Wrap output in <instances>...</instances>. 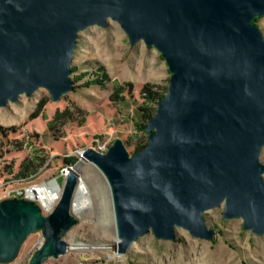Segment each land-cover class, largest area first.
<instances>
[{
  "label": "water",
  "instance_id": "obj_1",
  "mask_svg": "<svg viewBox=\"0 0 264 264\" xmlns=\"http://www.w3.org/2000/svg\"><path fill=\"white\" fill-rule=\"evenodd\" d=\"M264 0H0V108L45 89L53 103L72 92L81 32L116 22L131 46L155 48L171 73L165 97L143 127L148 145L130 155L116 140L106 152L83 151L108 183L117 252L139 238L175 241L178 229L213 241L204 214L223 207L264 237ZM53 181H56L55 179ZM79 175L67 169L49 215L33 200L0 202V264L41 231L29 264L58 259Z\"/></svg>",
  "mask_w": 264,
  "mask_h": 264
},
{
  "label": "rangeland",
  "instance_id": "obj_2",
  "mask_svg": "<svg viewBox=\"0 0 264 264\" xmlns=\"http://www.w3.org/2000/svg\"><path fill=\"white\" fill-rule=\"evenodd\" d=\"M256 23L264 34V17ZM72 66L78 68L72 74V80L81 74L94 75L98 70H103L109 81L105 87H83L92 78L88 75L58 103H53L49 93L40 89L31 98L22 96L19 102L0 108V128L15 127L19 132L10 137H5L0 132V202L13 198L30 199L41 206L43 215H49L60 200L49 208L29 196L27 190L54 179L64 189L68 168L76 170L88 189L87 208L77 214L72 211L78 224L63 238L69 245L68 252L58 259L50 258L43 264H264V237L246 231L241 219L224 220L223 207L204 214L208 227L216 232L213 241L195 239L187 231L178 229L175 241L158 240L153 233H149L139 238L125 254H118L108 183L100 171L85 159L83 151L97 148L106 152L118 139L124 145L137 139L142 143L148 141L147 132L141 128L146 125L139 111L141 103L130 96L126 101H116L112 98L115 86L125 83L152 84L161 95H166L171 73L166 61L155 48L147 47L144 43L131 46L120 26L111 20L107 29L94 26L80 33ZM43 101L48 106L44 115L49 118L58 107L70 108L76 120L91 115L94 122L102 124V129H94L96 126L92 123V128L87 126L69 129L71 146L79 149L72 151L69 148L70 155L77 158L74 166L52 169L40 182L11 180L6 174L7 168L18 165L31 152L26 139L32 134L43 136L46 131L47 121L43 116L38 120L40 125L30 120V116ZM95 135L103 137L104 143L93 139ZM16 139H25L22 151L8 143ZM46 155L49 164L55 154L47 148ZM260 158L264 164V149ZM43 243L41 231L32 233L23 244L18 257L9 264H29Z\"/></svg>",
  "mask_w": 264,
  "mask_h": 264
},
{
  "label": "trees",
  "instance_id": "obj_3",
  "mask_svg": "<svg viewBox=\"0 0 264 264\" xmlns=\"http://www.w3.org/2000/svg\"><path fill=\"white\" fill-rule=\"evenodd\" d=\"M72 70L74 74L77 72L78 68L73 67ZM88 75H91L92 78L85 82L83 87H105L109 81V77L103 72V70H98L94 75L85 73L75 77L73 80L75 85ZM128 96L134 97L137 102L141 103L139 111L142 113V120L145 121V123L155 115L159 101L165 97V95H161L152 84L134 85L133 83H125L123 85L115 86L112 95L113 99L116 101H126ZM47 108L46 101H43L30 116V120L36 122L37 125H40L38 124V120L43 116L44 120L47 121L46 131L43 136L32 134L26 139L28 141L27 147L31 149V152L18 165H11L7 168L6 174L11 180L23 183L40 182L52 169H56L57 167L64 168L67 166H74L77 162V158L70 155V149L72 151L79 149L71 146V134L69 129L71 127L82 129L87 126H91L92 128V124H95L96 126L94 129H102V124L94 122L91 115H85L81 120H76L75 114L70 108L61 109L58 107L53 111L52 117L49 118L44 115ZM0 132L1 134H4L5 137H10L11 135L16 136L19 133L18 129L15 127L8 129L0 128ZM93 139H97L99 143H104L103 137L99 135H95ZM24 141L25 139H16L15 141H8V143L20 148L18 150L22 151L23 147L21 146ZM147 145L148 141L142 143L138 139L125 144L130 155L136 154ZM47 148L55 154L54 159L49 164H47ZM96 150L98 149L96 148Z\"/></svg>",
  "mask_w": 264,
  "mask_h": 264
},
{
  "label": "bare ground",
  "instance_id": "obj_4",
  "mask_svg": "<svg viewBox=\"0 0 264 264\" xmlns=\"http://www.w3.org/2000/svg\"><path fill=\"white\" fill-rule=\"evenodd\" d=\"M1 116L2 118L4 117V115ZM27 193L29 196L39 200L42 205L52 208L61 199L63 194V188L61 185H59L58 181L56 180L45 183L36 188H29L27 190ZM87 194H88V189L85 183L83 182L79 183L72 206V211L74 213L76 214L81 213L84 209L87 208L89 204L87 199ZM117 245H118V241L116 242V247Z\"/></svg>",
  "mask_w": 264,
  "mask_h": 264
},
{
  "label": "built area",
  "instance_id": "obj_5",
  "mask_svg": "<svg viewBox=\"0 0 264 264\" xmlns=\"http://www.w3.org/2000/svg\"><path fill=\"white\" fill-rule=\"evenodd\" d=\"M101 151V150H100ZM104 152V151H103Z\"/></svg>",
  "mask_w": 264,
  "mask_h": 264
}]
</instances>
